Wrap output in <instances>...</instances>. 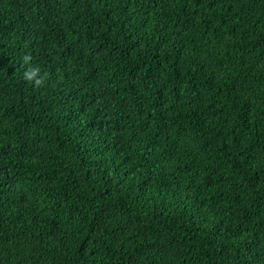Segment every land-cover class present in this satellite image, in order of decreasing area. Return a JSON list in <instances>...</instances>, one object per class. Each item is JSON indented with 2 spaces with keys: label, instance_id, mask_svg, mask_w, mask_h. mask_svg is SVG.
Returning <instances> with one entry per match:
<instances>
[{
  "label": "trees",
  "instance_id": "trees-1",
  "mask_svg": "<svg viewBox=\"0 0 264 264\" xmlns=\"http://www.w3.org/2000/svg\"><path fill=\"white\" fill-rule=\"evenodd\" d=\"M0 264H264V0H0Z\"/></svg>",
  "mask_w": 264,
  "mask_h": 264
},
{
  "label": "clouds",
  "instance_id": "clouds-1",
  "mask_svg": "<svg viewBox=\"0 0 264 264\" xmlns=\"http://www.w3.org/2000/svg\"><path fill=\"white\" fill-rule=\"evenodd\" d=\"M33 56L31 53L23 54L20 58L21 66H27L23 76L24 80L33 84L36 88L45 87L47 84L48 73L42 72L39 65L33 64Z\"/></svg>",
  "mask_w": 264,
  "mask_h": 264
}]
</instances>
